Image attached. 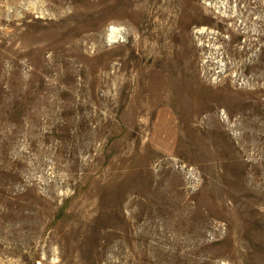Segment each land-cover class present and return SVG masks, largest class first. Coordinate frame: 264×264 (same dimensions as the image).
Instances as JSON below:
<instances>
[{"label": "rangeland", "instance_id": "374dc122", "mask_svg": "<svg viewBox=\"0 0 264 264\" xmlns=\"http://www.w3.org/2000/svg\"><path fill=\"white\" fill-rule=\"evenodd\" d=\"M0 264H264V0H0Z\"/></svg>", "mask_w": 264, "mask_h": 264}, {"label": "bare ground", "instance_id": "6f19581e", "mask_svg": "<svg viewBox=\"0 0 264 264\" xmlns=\"http://www.w3.org/2000/svg\"><path fill=\"white\" fill-rule=\"evenodd\" d=\"M161 1V0H160ZM168 1V0H167ZM60 2V1H59ZM155 2V1H154ZM164 3H166V2H164ZM172 5V4H171ZM174 5V4H173ZM164 7V6H163ZM166 7H167V5H166ZM171 7V6H170ZM173 7V6H172ZM176 7V6H175ZM178 9V8H177ZM157 10V9H156ZM179 10V9H178ZM174 11V10H173ZM164 12H166V11H164ZM170 12V11H169ZM179 13V12H178ZM160 14V13H159ZM170 14V13H169ZM178 15V14H177ZM157 16V15H156ZM167 16V15H166ZM171 16V15H170ZM171 20V19H170ZM2 21V20H1ZM169 21V20H168ZM176 23V22H175ZM243 26V25H242ZM171 34V33H170ZM117 37V36H116ZM114 38H115V35H114V30L107 36V41L108 42H110V41H114ZM166 39V38H165ZM164 42V41H163ZM168 44V43H167ZM158 47V46H157ZM174 52V51H173ZM170 53V52H169ZM139 54V53H138ZM154 57V56H153ZM153 57H152V59H153ZM152 68H155V67H152ZM163 69V68H162ZM175 78V77H174ZM173 79V78H172ZM173 83H171V80H170V82H169V85L170 86H173L172 85ZM162 85H165V82L164 83H161V85H160V88H162V89H164L165 90V88H163V86ZM166 85H167V83H166ZM167 90H169V89H167ZM192 95V94H191ZM209 107V106H208ZM171 108V107H170ZM217 109V108H216ZM175 111V110H174ZM175 113V112H174ZM185 115V114H184ZM183 122V121H182ZM13 183V182H12ZM238 200V199H237ZM236 200V201H237Z\"/></svg>", "mask_w": 264, "mask_h": 264}]
</instances>
